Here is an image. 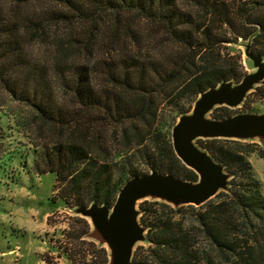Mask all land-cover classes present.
Masks as SVG:
<instances>
[{
	"label": "trees",
	"instance_id": "1",
	"mask_svg": "<svg viewBox=\"0 0 264 264\" xmlns=\"http://www.w3.org/2000/svg\"><path fill=\"white\" fill-rule=\"evenodd\" d=\"M238 40L264 56V0H0V149L8 99L25 110L8 113L34 172L54 177L52 204L111 207L125 181L149 171L196 182L170 130L200 93L241 80ZM197 143L231 176L228 192L200 207L141 202L148 244L132 264H264V196L248 161L264 160V146Z\"/></svg>",
	"mask_w": 264,
	"mask_h": 264
},
{
	"label": "water",
	"instance_id": "2",
	"mask_svg": "<svg viewBox=\"0 0 264 264\" xmlns=\"http://www.w3.org/2000/svg\"><path fill=\"white\" fill-rule=\"evenodd\" d=\"M231 46L245 47L243 55L252 63L254 72L244 75L237 83L221 82L200 93L190 111L178 116L170 130L175 157L196 175L197 181L149 171L125 181L111 207L92 203L69 208L88 223L87 236L106 250L107 264H132L136 244H148L147 229L139 221L141 200L164 203L174 209L200 207L220 192H228L231 176L198 145V140H234L264 146V113L211 117L214 109L242 106L248 92L264 81V56L253 54L249 41L238 40Z\"/></svg>",
	"mask_w": 264,
	"mask_h": 264
},
{
	"label": "rangeland",
	"instance_id": "3",
	"mask_svg": "<svg viewBox=\"0 0 264 264\" xmlns=\"http://www.w3.org/2000/svg\"><path fill=\"white\" fill-rule=\"evenodd\" d=\"M244 49V46L236 48L242 55L246 75L254 72V68L243 55ZM228 54L233 55V52ZM244 103V107L229 109L231 116L263 114L264 86H254ZM2 105L8 115L1 124L10 129L6 130L8 138L0 149V264H71L68 255L72 253L78 264H97L99 244L87 235L81 236L85 228L75 221L83 218L59 200L52 204L50 199L56 195L53 175H37L33 170L32 146L24 134L19 133L15 119L8 113L19 112L22 116L25 110L8 99H4ZM248 161L264 196V160L251 154ZM142 201L151 202L146 199L138 204ZM141 245L138 243L135 248Z\"/></svg>",
	"mask_w": 264,
	"mask_h": 264
}]
</instances>
